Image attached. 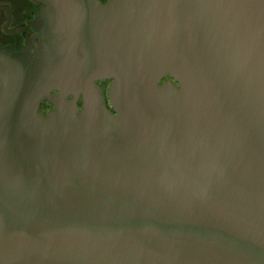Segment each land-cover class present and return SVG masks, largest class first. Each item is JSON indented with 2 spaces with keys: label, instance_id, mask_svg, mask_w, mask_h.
Instances as JSON below:
<instances>
[{
  "label": "water",
  "instance_id": "water-1",
  "mask_svg": "<svg viewBox=\"0 0 264 264\" xmlns=\"http://www.w3.org/2000/svg\"><path fill=\"white\" fill-rule=\"evenodd\" d=\"M36 1L50 43L0 70V264H264V0Z\"/></svg>",
  "mask_w": 264,
  "mask_h": 264
},
{
  "label": "flooded vegetation",
  "instance_id": "flooded-vegetation-1",
  "mask_svg": "<svg viewBox=\"0 0 264 264\" xmlns=\"http://www.w3.org/2000/svg\"><path fill=\"white\" fill-rule=\"evenodd\" d=\"M99 1L106 6L112 0ZM42 7L36 0H0V70L5 67L14 68L16 57L21 53L38 56L37 53L43 52L48 46L50 40L45 34L44 25L38 20V12ZM1 75L0 71V83ZM168 79L166 77L162 82ZM111 83L112 80L96 81L103 89L108 109L114 112L108 96ZM83 99L82 94L78 100L80 110L84 105ZM53 108L46 98H42L38 112L47 115Z\"/></svg>",
  "mask_w": 264,
  "mask_h": 264
}]
</instances>
